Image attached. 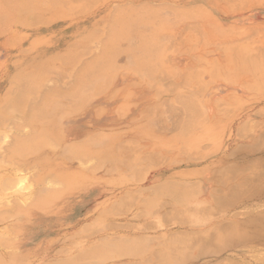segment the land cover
Returning <instances> with one entry per match:
<instances>
[{"label": "rangeland", "instance_id": "rangeland-1", "mask_svg": "<svg viewBox=\"0 0 264 264\" xmlns=\"http://www.w3.org/2000/svg\"><path fill=\"white\" fill-rule=\"evenodd\" d=\"M46 1H50V3H48L50 5L52 4V9L48 4H46L44 7L45 3L41 6L42 2ZM53 1L54 0H37L36 5H39L37 11L33 10L29 14L24 13L20 18L17 19V22L14 21L11 23L9 21H12V19H7L3 22L4 25L1 23L2 25H0V33L2 32L3 34H0V98H2L4 93L8 90L10 78L23 67L37 66L42 61L41 63L49 64L53 67L52 72L57 70L61 71L63 69L76 72V70L82 67L83 64H88L94 58L96 59L95 62L101 65L102 63H105L102 66V76L98 78L99 82L101 83L100 87L97 89H93L92 87V89L90 88L91 91H88L89 88H87V90L85 89L83 94L84 101L79 105V108L73 107L75 111H69L65 118L59 120V125H61L65 120L77 118L86 114L84 115V118H80L76 132L83 133L80 138L82 141H79L81 143H84L87 138L86 136L89 137L91 134L92 137L97 139L93 145L86 147L90 152L93 151L95 155L82 157V161L80 159L77 160V158L70 157V155L65 153V150L69 147L67 144H63L59 139H54L55 141H50L48 144L46 143V145L43 146L42 149L37 153L30 154L20 160H13L12 162L7 160V158H1V153H3V149L5 148H3V146H6L10 141L8 137H5L10 136L12 139H14L17 135L28 133V128L26 127V130L24 128L22 129V133H18L16 130L13 131V129H10L8 122L0 126V132L4 134V139L1 138L4 142H1L2 140L0 139V143L2 145V147L0 146V150L3 148L2 152H0V163H2L0 164V185L4 186L5 188H2V186L0 187L2 188L0 189V246L10 244L8 247H0L1 262L3 264H67L72 259L71 256H75L80 250H84L90 246L103 245L106 247L108 252L109 249H107V247L111 248L109 246H113V248L110 250L113 251L114 249L115 251L116 249H120L122 247V243L124 241L125 246L128 247V245L134 243V239L137 238V241L140 240L139 246H141L143 243L147 245V247L144 245L143 249L137 246V250L135 249V252L138 251V249L142 250L138 251L141 254L136 253L137 255L139 254L138 256L134 253L135 257H132L134 256L132 255V251L129 252L132 256L126 251L128 255L120 252V256L117 255L119 257H116V253L112 254L110 251L109 254L112 256V258H110L111 260L105 256L100 257L101 259L94 257L96 258L94 259L95 263L93 261L92 263L90 260H93V258L89 257L90 260H88V257H86V261H89L90 263L86 261L83 262L85 258L82 260V262L84 264H96L98 261V264H147L149 262L150 264H162L163 262L160 261L159 257L163 255V253L161 254L160 252L164 251L165 255L163 256H165L166 262H168L163 264H179L180 262H177L179 258L182 259V264H228V261H225L224 258H227L226 260L231 259L232 261H235L236 264L240 262L245 264H254L251 261V256L252 254L255 255L261 251V248L259 247L255 248V246L249 247V245H234L231 249L225 250L221 253L219 252L220 254L218 253L219 255H217V253L212 254L210 251L209 253L207 251H200L201 248L198 251L199 245L197 243L202 240L201 235L204 236L205 234H202L201 232L204 230L208 231V229H210L214 224L223 223L225 221L238 223L240 220L243 221L244 219L253 216V211H264L263 207L259 208L258 206L254 205L258 203L256 199L250 200V202H247L242 206L240 205L232 208L229 211L216 210L213 208V204H211L213 190L216 188L215 184H213L214 182L212 181L214 175L213 171L216 169L217 171L215 172H218L221 168H223V166L227 165L226 163H233V161L230 160L232 158L228 157L229 154H231L229 152L233 151L236 146L247 144L250 145L252 143V138L256 139L259 135L264 133V83L261 81L259 86L254 85L252 83V78L247 75L241 77L237 76L233 79L226 78V76L224 77L223 75V77H220L217 76V73H215L213 70L215 63H218L219 61V63H221L218 64L223 65L228 62V59L236 57L237 53L241 54L242 57L247 56V58L251 61H254L255 56L257 57L258 55L264 54V0H96L98 2H96L95 5L93 0H85V2L87 1L88 4L84 3V0H82L81 2L87 6H84L80 3L82 6L79 4V8H76V6L80 0H77L78 2L75 0L76 3L73 2L74 5H72L73 3H71L72 1L70 0V3L68 0H60V2L58 1L59 3L63 1L62 3L64 6H66V9L61 7L62 4L54 5ZM91 1H93L92 5H90ZM65 2L69 6L65 5ZM89 5L91 6V9ZM120 6L124 7L120 9ZM146 6L147 8H143ZM80 7H85L87 11L78 15H75L74 13L73 15V12H75L74 10H77V12L78 10H81L82 12L85 10L80 9ZM71 8L74 10L71 11ZM45 9H48L49 11H46ZM142 9H145V11L143 12ZM118 10L119 12H117ZM174 11H176V13H174ZM179 11L182 15H179ZM33 16L34 18L36 16H40L44 19L47 18L45 21L49 20L48 18H51V21L54 18L58 20L54 19L55 21L53 20L54 22L52 21V23H50L49 20V23H47V21L43 22L44 19L39 17L38 21L40 22H38V17L33 20ZM124 16L131 18L132 24L130 23V28L128 26L127 29H125L127 34L125 35L126 37L124 36L125 38L123 37L124 39L121 38L114 41L113 38L116 34V32H113L114 28L116 27L114 25L117 24L121 17L123 19ZM133 18L136 20L133 21ZM159 21L162 22L161 26ZM42 22L46 24L44 25ZM35 23L37 25H35ZM6 24L10 25V27ZM4 27H6V29ZM185 27L187 29H184ZM153 33L159 35L157 40H151V44H154L156 48H158V50L154 52L156 55L152 54V58L155 56L153 59L156 61L153 66L154 75L153 77H150V79L147 78V80H145L146 78L144 77L143 79L142 76V73L145 74V72L137 62L139 60L138 54L140 50L136 45L135 47L134 45L131 46L130 41L134 39L133 41L135 42L139 40V37H142V35L148 36L153 35ZM8 38L10 39L8 40ZM14 38H18V41H22L18 42L17 39H15L18 44L13 46L14 44L11 45L10 42L8 48L6 45H8L9 42L6 43V41H10L11 39L14 40ZM13 40L12 43L14 42L16 44V41ZM3 43L6 45L4 46ZM75 43L76 45L79 44V46L77 47ZM71 44L75 45L76 47L73 46L72 49L67 50V47L71 46ZM227 44H229V48L227 47ZM151 46L153 47V45ZM82 47L86 49L85 51L88 54H86V52L81 49ZM83 51L86 55L83 54ZM257 52H259V54ZM63 55H73L74 58L77 57V60H72L70 66L64 65L57 60V57ZM40 56H42V58H39ZM135 56L136 58L133 59ZM263 56L264 55L259 56V58L257 57L259 62H264ZM204 61L206 64H204ZM207 63H210V66ZM128 64H131L132 66ZM186 72L190 73V75H188L189 77H197V79L193 80L191 84H187V86L184 84L186 81L185 78L187 76ZM196 72H203L204 74L200 75V73H198L197 75ZM193 73H196V77L193 76ZM164 74H168L167 78L164 77ZM184 74L186 76H184ZM114 75H116V77ZM158 75L163 76V78H165L164 81L161 82V79L163 78H159ZM53 76V74H50L51 79ZM104 76L107 78L105 77V79ZM139 76L142 77V79L140 78L141 81L138 78ZM189 77H187L188 82H190L188 80ZM108 79L109 83L107 84L105 81ZM207 79H210L208 80L210 83L207 81ZM211 79H214V81L211 82ZM235 79L237 82L232 84L236 81ZM49 80L50 79H48V82ZM199 81L202 87L198 86ZM205 81L208 83L209 87L206 85L207 88H204L206 90L203 93L200 91L201 96L199 94L198 96L194 89L196 87L203 88ZM196 82H198V85H195L194 88H192ZM201 82H203L204 85ZM227 82H229V84H227ZM241 82L245 84H242ZM49 83L51 84V82ZM132 83L133 85H138H134L132 87ZM50 84H46L47 86L45 85V87H50ZM54 84L55 81L53 82V85ZM106 84L107 86L105 87ZM119 86L122 87L119 88ZM168 86L171 87V90L169 88V92L167 91ZM179 86L182 88H179ZM117 88L120 91L115 90ZM114 90L115 94L113 96ZM193 91L196 95L193 94ZM197 92L200 93L198 90ZM101 93L102 95H98ZM110 95L113 96H111L113 100L111 98L110 100L108 99ZM230 96L231 98L233 97L232 101H234V104H232L233 102L230 100ZM177 97H188V99L192 98L198 104V109L196 112H198L199 115L195 117V119H191L192 125L190 127V131L183 130V127L185 118L189 120L188 115L191 112L188 113L189 111L182 109L181 104L178 103L179 100H177ZM215 99L217 100L213 103L212 101H215ZM234 99H237L239 102H237V100L235 101ZM166 100L173 104L172 109L169 106L170 102H167ZM162 101H164L163 104L167 106V108L170 107L169 109L171 110L179 107L180 109L176 110H181L184 115L181 113V116V111L177 112L175 109L173 111L170 110L167 113V111H165V106H163V104H161L162 106L160 105ZM225 102H229V104L231 102L232 105H235L237 102V107H233L229 104L227 105V103L224 106ZM120 103H122V106ZM216 103L219 107L221 106L219 109H222V107L225 108L226 105L227 107L230 106V108H227L229 111L223 109L228 113L224 114V111H221L224 115H227V117L220 115L222 113L218 109L217 105H215ZM127 104L132 105L128 106L127 108ZM153 104L155 109L161 106L160 109L154 112L155 110L151 107ZM117 105L118 107L120 105L119 109L126 106L125 108L128 110L125 111L124 108L122 109V111L126 112L125 114L123 112L121 113L120 110L116 111L119 112V115H117L114 113L115 109L118 110ZM231 106L236 108L233 110L234 112L232 111L233 108H231ZM149 107H151L152 111ZM215 107L218 109V112L217 110L215 111ZM148 108L154 113H151V117L149 116V118H146V114L150 112ZM143 111H145L143 113L145 116L142 114ZM174 111L175 114L172 113ZM157 112L160 113V115ZM120 113L124 116H120ZM229 113L232 115L230 116ZM155 114H157V116ZM169 116L171 118H169ZM172 116L173 119L175 118V120H172ZM142 117L143 119H141ZM177 118H180L181 125H176L178 129L174 130L176 127H171V125H175L176 121L178 122ZM169 120H172L174 123ZM215 121L217 123L218 121L221 122L217 124ZM247 121H251L254 123L253 125H255V127H252V129L254 128L252 132L253 137L248 139L245 138L244 140L237 139V128H239V126L241 128V125L245 127L246 125L244 126L242 123H246ZM213 123L214 126H212ZM6 126L7 128L9 127L8 130L4 129ZM213 127H215V129ZM157 128L161 129L162 131L158 130ZM240 128L238 129V132L240 131ZM13 133L16 134L14 135ZM5 134L7 135L5 136ZM11 134L14 137H12ZM129 134L132 136V138ZM145 138L148 141H145ZM134 141H137V143ZM193 141H196V143ZM51 143L53 148H51ZM135 143L138 147L135 148L132 146L133 149H131L130 145ZM119 144L123 146H120ZM203 145L211 146V148L207 146L209 149L206 147V150L204 151V149L201 147ZM140 146H142L141 150H139V148H141ZM205 146H203V148H205ZM198 148H201V150ZM239 148L241 149L245 147L241 146L238 147V149ZM137 149L138 151H136ZM125 150H127V152ZM195 151H198V154L204 151L202 154H205L202 155V157H206L202 161H197L195 165L190 168L191 170H184L185 175L188 173L187 176H191L189 178L194 184V191L197 184L199 185H197L199 189L196 187V192L200 191L197 194H195L193 191L188 196L187 209L189 212H187L186 208L182 209L179 205L171 202L169 198L156 196L153 191L150 192L149 186H153L152 188H154V186H156L158 183L165 181V178L171 176V174L179 173V171L181 173L183 170L182 167V169H166V172H160V170H162V166L166 163L171 164L173 161H184L185 157L187 159L191 153ZM150 152L151 156L153 154L155 156L157 152H160V156L162 159L164 158L166 162L164 160L160 161L159 159H161V157L157 159L156 156V159L153 158L154 156L151 158L154 161L145 160L143 155L146 154L145 157L148 155L149 158L151 157L149 154ZM210 152L213 153L209 154ZM156 155H158V153ZM207 155L210 156L207 157ZM249 155L250 157L256 156L257 153H251ZM140 158H142L141 160H144L145 163L143 161L141 162ZM148 158L146 157V159ZM112 159H114L115 162H112L115 166V170L114 167H112V164L111 166L109 165V162H111ZM121 160H125V163L128 162L127 164L129 166H127L129 169L126 168L127 166ZM155 160H159L158 163L161 162L163 165L160 166L161 163L157 165L158 163L156 162V164ZM77 161H79L80 165ZM121 162H123L126 167L124 165L122 166L123 163L121 164ZM139 162H141V164H138ZM151 162H154L157 167H153L155 166L154 163L153 166H151ZM131 164H133V166L135 164L136 165L133 167ZM145 164H148L149 167ZM130 165L132 168H130ZM150 166L152 168H150ZM174 166L176 167V164ZM137 167L147 168L149 171L144 174V171H147V169H142V175H145L143 177L140 175L141 168L138 169ZM98 168L101 169L99 170ZM94 170L97 171L95 172ZM135 172L138 173V176L134 175L135 177L137 176L138 180L136 178V181L133 182L131 179L135 177L131 178L130 176L133 175H131V173L135 174ZM211 174H213L212 177L210 176ZM127 175H129L128 178ZM139 175L141 177H139ZM28 176L29 178H24ZM37 176H42V186L36 185L35 179ZM76 176H80L79 178L82 181ZM66 178L68 179L67 183ZM4 179L5 181H3ZM32 179L33 181L30 182ZM10 181L12 182L11 186L7 184ZM53 181H56V183ZM87 182L88 185L90 184L89 186L87 185ZM43 187L46 188V190L47 188L49 189L51 187L49 191H51L52 194H48L49 191L45 192L46 190ZM6 188L8 189L7 191ZM41 188H43L42 193L45 190L44 193L47 194L46 201L36 202L33 199L34 192L37 190L41 191ZM52 188H56V190L59 188L58 191L53 189L58 194L55 195L56 192L54 193ZM76 189H78L79 192ZM134 191L141 192V194H136ZM137 195H139V197ZM14 200L16 202H14ZM119 200L123 201V203L121 201L123 205H120V207L122 206V209H120L118 205ZM126 201H128L130 205H128ZM133 202L136 203L134 204ZM252 202L255 203L252 204ZM15 203H18L16 204L17 206ZM124 203L127 204V206ZM166 203L168 206H163L166 205ZM206 203L208 207L210 206L209 209L213 210L211 211L212 213H219L218 216L216 215L217 213L215 216H213L212 213L210 214V212H208L209 210H207V205L204 206ZM142 204L144 207H141ZM116 206H118L116 209L117 212L115 211ZM199 207H201V209L205 207L207 210L205 211L207 212V215L208 213L210 216L212 215L211 217L206 215L210 219L205 217V213L203 214V219H200L202 216L197 213ZM240 207L245 208L243 210H238ZM123 208H125V211L123 212L126 213H121ZM205 209L203 208V210ZM181 210L183 212L186 211L184 218L186 217V214L188 217V220L185 224V219L181 220V222L174 220L177 225L174 224L173 221L172 223L164 219L162 222V217L160 216L161 214L165 212L167 213L168 211L181 212ZM201 212L202 211L200 210L199 213ZM239 212H244L245 214L241 213V215H237ZM33 214L41 215L37 216ZM150 215L151 217H149ZM197 217L200 220H198ZM204 219L205 221H202ZM191 220H193V222H191ZM189 221L193 224L189 225L187 223ZM167 222H169V224ZM146 223L149 224V226L147 225L149 229L144 227ZM196 223L197 225L201 224V226H197ZM145 228L147 229L145 230ZM185 232H193L194 234L200 232L201 235H197L198 238L196 237V239L194 235H192V237L191 235H186L187 239L188 237H191L193 238L192 240L194 242L196 241V244H190V242H188L189 240L182 237L183 234L185 235ZM174 233L175 235L182 233L181 236L178 234L179 238L186 239L185 241L188 243L187 246H185L184 240L181 241V243L184 242V248L183 244L180 245V242H177L174 245L173 241L175 238L177 239ZM2 235L4 236V244L2 243ZM142 235L147 236L146 240ZM168 235L169 237L174 236L173 241L171 237H168ZM69 237L71 238L69 239ZM82 237L85 238L83 239ZM139 237H143V240H141ZM6 238L10 240H7V242L5 240ZM155 238H158L159 240H154ZM104 239L105 242H103ZM111 239L113 241L117 239L121 241L118 243V240L113 242ZM180 239L176 241H180ZM70 244L73 247H71ZM76 244H78V246ZM156 244L157 246H155ZM136 245L137 243L135 246ZM191 245H194V247L190 250V247H192ZM125 246L123 248H125ZM166 246H168L167 250H169V254L166 252ZM131 247L133 248V246ZM171 247H176L177 249H172ZM244 247H248V249ZM61 249L62 251L59 252L58 250ZM172 251H174V254ZM197 251L199 257L196 255ZM54 252H58L59 254H54ZM200 252H202V257H200ZM171 253L173 254V257ZM206 253L208 256H206ZM185 254L187 255L184 256ZM210 254L211 256H209ZM176 256L178 257L176 258ZM183 256L189 261H184ZM188 256L189 258L187 259ZM105 258L108 259L105 260ZM173 258H176L177 260ZM221 259H223V261Z\"/></svg>", "mask_w": 264, "mask_h": 264}, {"label": "bare ground", "instance_id": "bare-ground-1", "mask_svg": "<svg viewBox=\"0 0 264 264\" xmlns=\"http://www.w3.org/2000/svg\"><path fill=\"white\" fill-rule=\"evenodd\" d=\"M60 2V0H54L53 1V3H54V5H57V4H62V6L61 7H66V6H64L63 5V1L61 2V3H59ZM69 1V0H68ZM68 1H67V3H68ZM70 1H72L71 3H76V2H78L77 0H76V2H75V0L73 1V0H70ZM70 1H69V3H70ZM82 0H80V2L78 3V5L76 6V8H79L78 6H79V4L81 3L82 5H84V6H87V5H85V4H83L82 2H81ZM90 1V0H89ZM94 1V5L96 4V2H98V1H96V0H93ZM93 1H91L90 3V5H92L93 3ZM218 1V0H217ZM36 2H37V0H0V25H2L1 23H3L5 20H7V19H12V21L10 20L9 22H17L18 20V18H20L24 13H26V14H29V13H31V11H37V8H38V6L39 5H36ZM49 3H50V1H48ZM47 1L46 2H42V4H41V6L42 5H44V3H45V5H44V7L46 6V4H48L49 6H50V8L52 9V7L53 6H51L49 3H48ZM68 3V4H69ZM74 3L72 4V5H74ZM84 3H87V1L85 2V0H84ZM65 5H68V4H66V2L64 3ZM80 4V6H82ZM88 4V3H87ZM89 5V6H90ZM128 5V4H127ZM69 6V5H68ZM88 6V7H89ZM156 6V5H155ZM154 6V7H155ZM162 6V5H161ZM170 6V5H169ZM57 7V6H56ZM122 7H124V6H120L119 8L121 9ZM151 7V6H150ZM149 7V8H150ZM75 8V7H74ZM142 8V7H141ZM143 8H147V6L146 7H143ZM153 8V7H152ZM164 8V7H163ZM166 8H167V6H166ZM174 8V7H173ZM176 8V7H175ZM66 9V8H65ZM72 9V8H71ZM80 9H85V7H80ZM90 9H91V6H90ZM168 9V8H167ZM184 9V8H183ZM46 11L48 10V9H45ZM74 9H72L71 11H73ZM88 10H89V8H88ZM116 10H117V8H116ZM129 10V9H128ZM143 10V9H142ZM172 10V9H171ZM174 10V9H173ZM179 10V9H178ZM182 10V9H181ZM191 10V9H190ZM198 10V9H197ZM49 11V10H48ZM75 12H73V15H74V13H75V15H78V14H81V13H84V12H86L87 10L85 9L83 12L81 11V10H78V12H77V10H74ZM138 11H139V9H138ZM145 11V9L143 10V12ZM185 11H186V9H185ZM77 12V13H76ZM117 12H119V10L117 11ZM129 12V11H128ZM140 12V11H139ZM180 12V11H179ZM142 13V12H141ZM151 13V12H150ZM174 13H176V11H174ZM198 13V12H197ZM179 15H182L181 14V12H180V14ZM52 16H54V15H52ZM190 16V15H189ZM188 16V17H189ZM36 17H38V16H36ZM36 17L34 18V16H33V20L34 19H36ZM40 17V16H39ZM39 17L37 18V21L39 20ZM41 18V17H40ZM104 18V17H103ZM16 19V20H15ZM41 19H44V18H41ZM45 19H47V18H45ZM45 19L43 20V22H46L47 21V23H49L48 21L50 20V23H52V21L55 19H52V21H51V18H48L49 20H46L45 21ZM134 19V18H133ZM188 19V18H187ZM55 20H58V19H55ZM54 20V21H55ZM136 19H134L133 21H135ZM37 21H35V22H37ZM42 21V20H41ZM53 21V22H54ZM95 21V20H94ZM98 21V20H97ZM38 22H40V21H38ZM42 22V23H43ZM130 23L132 24V22H131V18H127V17H125L124 16V18L122 19V17L118 20V22H117V24H115L114 26H116L115 28H114V30H113V32H116V34H115V36H114V38H113V40L114 41H116V40H119V39H121V38H123L126 34H127V32L125 31V29H127V27L129 26V28H130ZM44 25L46 24V23H43ZM92 24V23H91ZM159 24H160V26L162 25V22L161 21H159ZM3 25H4V23H3ZM6 25H8V24H6ZM35 25H37L36 23H35ZM9 27H10V25H8ZM18 26V25H17ZM91 26V25H90ZM7 27V26H6ZM6 27H4L5 29H6ZM32 27V26H31ZM46 27H48V26H46ZM22 29V28H21ZM183 29V28H182ZM184 29H187L186 27L184 28ZM34 30V29H33ZM130 30V29H129ZM181 31V30H180ZM130 32V31H129ZM63 33V32H62ZM158 33V32H157ZM0 34H3L2 32L0 33ZM66 37V36H65ZM67 37H69V36H67ZM126 37V36H125ZM124 37V38H125ZM123 38V39H124ZM159 38V35L158 34H155V33H153V35H148V36H143L142 35V37H139V40H137V41H133V40H131L130 41V45L131 46H133L134 45V47H135V45L138 47V49L140 50V52H139V54H138V57H139V60L137 61L138 62V65L144 70V72H145V74H146V76H148V77H146L145 76V74H143L142 73V76H143V79H144V77L146 78L145 80H147V78H149L150 79V77H153V75H154V71H153V66H154V64H155V60L153 59L155 56H153V58H152V54H155L156 55V53H154L156 50H158V48H156V46L154 45V44H151V40H153V39H158ZM10 38H8V40H9ZM15 39H17V41L19 40L18 38H14V40L13 39H11L10 41H6V43H8V45H6V44H4V46L6 45V46H8V48H9V45H10V42H11V45L12 44H14L13 46H15V45H17L18 44V42H20V41H22V40H20V41H16ZM21 39V38H20ZM25 39V38H24ZM137 39V38H136ZM12 40L13 41H16V44L13 42L12 43ZM155 40V41H156ZM166 40V39H165ZM178 42V41H177ZM101 44V43H100ZM57 45V44H56ZM75 45H76V43H75ZM75 45H73V44H71V46H68L67 47V50L68 49H72V47L73 46H75ZM97 45V44H96ZM151 45H153V47L151 46ZM229 44H227V47L229 48V46H228ZM242 45V44H241ZM77 47L79 46V44H77L76 45ZM75 46V47H76ZM169 46V45H168ZM192 46V45H191ZM2 47H3V45H2ZM10 47H12V46H10ZM43 47V46H42ZM50 47V46H49ZM60 47V46H59ZM71 47V48H70ZM155 47V48H154ZM189 47V46H188ZM244 47V46H243ZM4 48V47H3ZM6 48V47H5ZM190 48V47H189ZM202 48V47H201ZM263 48V47H262ZM66 49V48H65ZM81 49H83L84 51L86 50V49H84L83 47L81 48ZM88 49V48H87ZM63 50H64V48H63ZM264 50V49H263ZM83 51V52H84ZM255 51V50H254ZM20 52H21V50H20ZM25 52V51H24ZM23 52V53H24ZM82 52V53H83ZM86 52V51H85ZM85 52L83 53V54H85ZM252 52V51H251ZM258 54H259V52H257ZM26 54V53H25ZM78 54H79V52H78ZM83 54H80V55H83ZM86 54H88L87 52H86ZM85 54V55H86ZM98 54V53H97ZM122 55V54H121ZM257 55V54H256ZM262 55H264V54H262ZM262 55H258L257 57L259 58V56H262ZM224 56V55H223ZM123 57V56H122ZM257 57L255 56V59H254V61H251V60H249L248 58H247V56H243L242 57V55L241 54H239V53H237L236 54V57H234V58H232V59H228V62H226L225 64H223V65H219L220 63H219V61H218V63H215V66L213 67V70H214V72L215 73H217V76H220V77H225L226 76V78H230V79H233V78H236L237 76H245V75H247V76H250L251 78H252V83L254 84V85H257V86H259L260 84H261V81H262V83H264V77H263V74H264V62H259L258 61V59H257ZM264 57V56H263ZM262 57V58H263ZM39 58H42V56H40ZM74 56L73 55H63V56H59V57H57V60L58 61H60L62 64H64V65H68V66H70V64H71V61L73 60H77V57L76 58H74ZM136 58V56L135 57H133V59H135ZM252 58H253V56H252ZM126 59H128V58H126ZM200 59V58H199ZM205 59V58H204ZM264 59V58H263ZM40 60V59H39ZM196 60H198V59H196ZM202 60V59H201ZM96 61V59L94 58V59H92L88 64L87 63H85V65L83 64V66L82 67H80L79 69H77L76 70V72L74 71V72H72L71 70H66V69H63V70H61V71H59V70H57V71H54V72H52L53 71V67L52 66H50L49 64H43V63H41L40 61V64H38L37 66H31V67H23L21 70H19L18 72H16L11 78H10V81H9V87H8V90L4 93V95H3V97L2 98H0V126H2L4 123H9L8 125H9V127H10V129L12 130L13 129V131H15L16 130V132H18V133H22L23 132V130L22 129H24L25 128V130H26V127L28 128V133H26V134H20V135H17V136H15V138L14 139H12L10 136H6L7 134H5V138H7L8 137V139H10V141L8 142V144L6 145V146H3V148H1V150H0V152H2V149H3V153H1L2 155H1V158H7V160H9V161H12L13 162V160H17V159H22V158H25L26 156H28V155H30V154H34V153H37L38 151H40L41 149H42V147L43 146H45L46 145V143L48 144V143H50V141H55L54 139H59L60 140V142H62L63 144H67V146H69L68 147V149H66L65 150V153L67 154V155H70V157H73V158H77V160L78 159H80L81 161H82V157H87V156H92V155H95V153L93 152V151H89L86 147H89V146H91V145H93L94 143H95V141L97 140V139H95L94 137H92V134H91V136H86L87 138H86V140L84 141V143H81V142H79V141H82V140H80V138H81V136L83 135V133H80V132H76V128L78 127V125H79V121H80V118H84L85 116L84 115H86V114H84L83 116H80V117H77V118H71V119H68V120H65L61 125H59V120H61L62 118H65V116H66V114L70 111H72V110H74V108L75 107H77V108H79V105L84 101L83 100V97H84V90L86 89L87 90V88H89L88 89V91L90 90L91 91V89H92V87H93V89H97V88H99L100 87V85H101V83L99 82V80H98V78L100 77V76H102V73H103V64H105V63H102V65L101 64H99V63H97V62H95ZM203 61V60H202ZM17 62V61H16ZM15 62V63H16ZM78 62V61H77ZM80 62V61H79ZM129 62V61H128ZM127 62V63H128ZM56 63V62H55ZM131 63V62H130ZM204 64H206V62L204 61ZM208 65L210 64V63H207ZM63 65V66H64ZM128 65H131V64H128ZM105 66V65H104ZM132 66V65H131ZM210 66V65H209ZM11 67V66H10ZM79 67V66H78ZM117 68V67H116ZM184 69V68H183ZM175 70V69H174ZM180 70V69H179ZM189 72H190V70H189ZM188 72V73H189ZM192 72V71H191ZM118 73V72H117ZM161 73H163V72H161ZM160 73V74H161ZM187 72H186V74H187V76L184 74V76H186V81L184 82V84H186V86H187V84H191V82L193 81V80H195V79H197V77L195 76L196 75V73H197V75H198V73H200V75H203L204 73L202 72H196V73H193V76H195L196 78H194V77H192V79H191V77H189L188 75H190V73L188 74ZM50 74H53L54 76L52 77V79H51V77H50ZM122 74H123V72H122ZM121 74V75H122ZM159 74V75H160ZM169 74V73H168ZM167 74V75H168ZM183 74V73H182ZM192 74V73H191ZM118 75V74H117ZM126 75V74H125ZM158 75V77L159 78H163V76H159ZM167 75H165L164 74V77L165 78H167ZM175 75V74H174ZM177 75V74H176ZM223 75V76H222ZM107 76V75H106ZM106 76H104V78L106 77ZM115 77H116V75H114ZM130 76V75H129ZM131 76H134V75H131ZM180 76V75H179ZM169 77V76H168ZM187 77H189L188 78V80L190 81V82H188L187 81ZM239 77V78H240ZM107 78V77H106ZM105 78V79H106ZM139 78V80L141 81V79H142V77H138ZM141 78V79H140ZM165 78H163V79H161V82L162 81H164V79ZM170 78V77H169ZM179 78V77H178ZM194 78V79H193ZM208 78V77H207ZM238 78V79H239ZM48 79H50L49 80V82H51V84L48 82ZM112 79H115V78H112ZM137 79V78H136ZM148 79V80H149ZM47 80V81H46ZM52 80V81H51ZM55 81V84L53 85V82ZM65 80V81H64ZM138 80V79H137ZM208 80H210V79H207V81ZM212 81L211 82H213L214 81V79H211ZM236 80V79H235ZM244 80H246V79H244ZM116 81V80H115ZM48 82V83H47ZM160 82V81H159ZM187 82V83H186ZM209 82V81H208ZM230 82V81H229ZM229 82H227V84H229ZM231 82H233V81H231ZM237 82V80L235 81V82H233L232 84H234V83H236ZM50 84V87L48 86V87H45V85L46 84ZM104 83V82H103ZM105 83H109V79L108 80H106L105 81ZM104 83V84H105ZM181 83V82H180ZM182 83H183V81H182ZM197 83V84H196ZM196 83H194V85L192 86V88H194V86L195 85H198V82H196ZM202 84H203V82H201ZM205 83V85H204V87L203 88H200V87H196L195 89H194V91H196V93H197V95L199 94H201V92L200 91H202V93L206 90V89H204V88H207L206 87V85L208 86V83L205 81L204 82ZM210 83V82H209ZM242 84H245V83H243V82H241ZM107 84L105 85V87L107 86ZM215 84V83H214ZM231 84V83H230ZM231 84V85H232ZM128 85H130V84H128ZM135 85V84H134ZM133 85V83L131 84V86L133 87L134 86ZM138 85V84H137ZM137 85H135V86H137ZM166 85V84H165ZM164 85V86H165ZM168 85V84H167ZM181 85V84H180ZM47 86V85H46ZM182 86H183V84H182ZM191 86V85H190ZM198 86H201L202 87V85L200 84V81H199V85ZM120 87H122V86H119V88ZM148 87V86H147ZM167 87V86H166ZM181 86H179V88H180ZM209 87V86H208ZM244 87V86H243ZM242 87V88H243ZM91 88V89H90ZM103 88H104V86H103ZM108 88V87H107ZM127 88V87H126ZM151 88H153V87H151ZM169 88H170V90H171V87H169L168 86V89H167V91L169 92ZM182 88V87H181ZM184 88H185V85H184ZM187 88V87H186ZM236 88V87H235ZM106 89V88H105ZM105 89H103V90H105ZM123 89V88H122ZM165 89V88H164ZM201 89H203V90H201ZM223 89V88H222ZM107 90V89H106ZM115 90H117V91H120L118 88L117 89H115ZM115 90H114V93H113V91H112V93H113V96H114V94H115ZM128 90H130V89H128ZM173 90V89H172ZM174 90H176V89H174ZM197 90L200 92V93H198L197 92ZM224 90V89H223ZM88 91H86V92H88ZM194 91H193V94H194ZM105 92V91H104ZM103 92V93H104ZM171 92H173V91H171ZM190 92V91H189ZM117 93V92H116ZM232 93V92H231ZM98 95H102V93L101 94H98ZM194 95H196V94H194ZM198 95V96H199ZM88 96V95H87ZM112 95H110V97H108V99L110 100V98L112 99V97H111ZM154 96V95H153ZM201 96V95H200ZM228 96V95H227ZM233 96V95H232ZM137 97H138V95H137ZM229 97V96H228ZM227 97V99L229 100V98ZM136 98V97H135ZM182 98V97H181ZM180 97H177V100H179V104H181V107H182V109L183 110H185V111H189L188 113H190L189 115H188V118H189V120L188 119H186L185 118V123H184V127H183V130H187V131H190V127H191V125H192V121H191V119L193 120V119H195V117H197L199 114H198V112H196L197 111V109H198V104L191 98V99H188V97L187 98H182L181 99ZM230 98H231V96H230ZM233 98V97H232ZM232 98L230 99L231 101H232ZM235 98V97H234ZM237 98V97H236ZM114 99H117V98H114ZM131 99H133V98H131ZM238 99V98H237ZM237 99H234L235 101L237 100ZM240 99V98H239ZM113 100V99H112ZM216 100L217 99H215V101H212L213 103L214 102H216ZM220 100V99H219ZM167 101V100H166ZM163 102L164 101H162V103H160V105L161 104H163ZM167 102H170V101H167ZM201 102V101H200ZM218 102V101H217ZM233 103L232 104H234V101H232ZM237 102H239L238 100H237ZM237 102L235 103V105H232L231 104V102H230V104H229V102H225L224 103V106H225V104L227 103V105L229 104V105H232L233 107H237ZM166 103V102H165ZM222 103H223V101H222ZM169 104V103H168ZM170 104H172L171 102H170ZM169 104V106L171 107V109L173 108V104L172 105H170ZM120 105L122 106V103H120ZM120 105H119V107H118V105H117V109L118 110H116L115 109V112L114 113H116L117 115H119V112H116V111H121V113L123 112L124 114L126 113L125 111L126 110H128L127 108H128V106H130V105H132V104H127L126 106H127V108H125V107H123L124 109H125V111H122V109L123 108H121V109H119L120 108ZM125 105V104H124ZM123 105V106H124ZM215 105H217V103L215 104ZM227 105H226V107L224 108V107H222V109H219V108H221V106L219 107L218 105H217V107H218V109L220 110V112L222 111H224L223 109H225V110H227V108L229 107L230 108V106H228L227 107ZM64 106V107H63ZM156 106V105H155ZM158 106H159V104H158ZM162 106V105H161ZM160 106V107H161ZM163 106H165L164 104H163ZM231 106V108H233ZM74 107V108H73ZM151 107H152V109H154L155 111L154 112H156L158 109H160V107L158 108H154V104L153 105H151ZM151 107H149L150 109H151ZM170 107H168L167 108V106H165V111H167V113H168V111H170L171 109H169ZM174 107H176V106H174ZM203 107V106H202ZM77 108H76V110H77ZM148 108V109H149ZM213 108V107H212ZM216 108V107H215ZM111 109H113V108H111ZM146 109V108H145ZM150 109H149V111H150ZM152 109H151V111H152ZM175 110L177 109H180L179 107H177V108H174ZM173 109V110H174ZM218 109L216 108L215 109V111L217 110V112H218ZM234 109H236V108H233L232 109V111L234 110ZM173 110H171V111H173ZM176 110V111H177ZM210 110V109H209ZM75 111V110H74ZM146 111H148V110H146ZM149 112V113H145L146 114V116L143 114L145 111H143L142 112V114L147 118H149V116L151 115V113H154V112ZM181 111V110H180ZM180 111H177V112H180ZM227 111H229V110H227ZM223 112L224 114H226V113H228V112ZM231 111V110H230ZM231 111V112H232ZM176 112V113H177ZM184 112V111H183ZM219 112V113H220ZM221 112V113H222ZM234 112V111H233ZM232 112V113H233ZM120 113V116H124L123 114H121ZM158 113V112H157ZM172 113H174L175 114V111L174 112H172ZM171 113V114H172ZM181 113H182V111L180 112V115H181ZM220 114V115H223V116H225V117H227V115H224V114ZM142 114H141V116H142ZM149 114V115H148ZM159 115H160V113H158ZM166 114V113H165ZM173 114V115H174ZM179 114V113H178ZM178 114H176V115H178ZM183 114V113H182ZM204 114V113H203ZM215 114H216V112H215ZM230 114V116L232 115L231 113H229ZM72 115H74V114H72ZM116 115V116H117ZM140 115V114H139ZM148 115V116H147ZM156 116H157V114H155ZM169 115V114H168ZM179 115V116H180ZM184 115V114H183ZM185 115H187V114H185ZM143 116V117H144ZM155 116V117H156ZM182 116V115H181ZM180 116V117H181ZM202 116V115H201ZM214 116V115H213ZM229 116V117H230ZM68 117V116H67ZM99 117V116H98ZM119 117V116H118ZM143 117L141 118V119H143ZM151 117V116H150ZM222 117V116H221ZM225 117H223V118H225ZM169 118H171L170 116H169ZM168 118V119H169ZM210 118V117H209ZM212 118V117H211ZM178 119V122L176 121V123H175V125L173 124L174 122L172 121V120H175V118L173 119V116H172V120H169V121H172L171 123L173 124V125H171V127L173 126V127H176V125H178V126H180L181 124H180V122H181V120H180V118H177ZM205 119H206V117H205ZM204 119V120H205ZM214 119V118H213ZM16 120V121H15ZM207 120V119H206ZM221 120V119H220ZM18 121V122H17ZM217 121V120H216ZM215 121V123H217ZM162 122V121H161ZM184 122V121H183ZM207 122V121H206ZM206 122H205V124H206ZM221 121H218V123H220ZM170 123V124H171ZM217 123V124H218ZM245 123V122H244ZM244 123H242L245 127H243L242 125H241V128H240V126H239V128H240V131L238 132V129L239 128H237V133H238V138L237 139H240V140H244L245 138H250V137H253V134H252V132H253V129H252V127H255V125H253L254 123L253 122H246L245 124ZM248 123H249V125H248ZM250 123H251V125H250ZM158 124V123H157ZM157 126V125H156ZM160 126V125H159ZM212 126H214V123L212 124ZM247 126H248V128H247ZM9 127L7 128V126L4 128L5 130L7 129H9ZM12 127V128H11ZM216 127V126H215ZM215 127H213L214 129H215ZM84 128V127H83ZM162 128V127H161ZM181 128V127H180ZM244 128V129H243ZM1 129V128H0ZM158 129V128H157ZM156 129V130H157ZM172 129V128H171ZM176 129H178V127H176L174 130H176ZM218 129V128H217ZM158 130H161V129H158ZM197 130V129H196ZM12 131V132H13ZM162 131V130H161ZM167 131V130H166ZM159 132V131H158ZM196 132V131H195ZM9 134V133H8ZM14 135L16 134V133H13ZM90 134V133H89ZM88 134V135H89ZM132 134V133H131ZM2 135V136H1ZM3 135L4 134H2V132H0V139L1 138H3ZM130 135V134H129ZM11 136L12 137H14L12 134H11ZM131 136V135H130ZM131 138H132V136H131ZM135 138V137H134ZM137 138H138V136H137ZM4 139V138H3ZM3 139H1L0 141L1 142H4L3 141ZM146 139V138H145ZM254 139V140H253ZM134 140V139H133ZM140 141V140H139ZM145 141H148L147 139L145 140ZM134 142H136L137 143V141H134ZM151 142H153V141H151ZM193 142H195L196 143V141H193ZM121 143V142H120ZM136 143L135 144H131L130 145V147H131V149H133V147H135V148H137L138 146L136 145ZM154 143H155V141H154ZM156 143H157V141H156ZM195 143H193V144H195ZM146 144V143H145ZM150 144V143H149ZM4 145V144H3ZM51 145H52V143H51ZM106 145V144H105ZM116 145V144H115ZM120 146H123V145H121V144H119ZM208 145H210V144H208ZM207 145V146H208ZM217 145V144H216ZM0 146L2 147V145H1V143H0ZM50 146V145H49ZM117 146V145H116ZM133 146V147H132ZM203 146H205V145H203ZM203 146H201L202 147V149H204V151L206 150V147L207 146H205V148H203ZM245 147V148H239L238 149V147ZM247 146V147H246ZM115 147V146H114ZM130 147H129V149H130ZM141 148H139V150H141L142 149V146H140ZM208 147H210L211 148V146H208ZM207 147V149H209ZM51 148H53V145L51 146ZM122 148V147H121ZM135 148H134V150H135ZM116 149V148H115ZM114 149V150H115ZM124 149V148H123ZM159 149V148H158ZM199 150H201V148H198ZM216 149V148H215ZM236 149V150H235ZM233 151H230L229 153H231V154H229V157L228 158H232V159H230V160H232L233 161V163H231V164H228V163H226L227 165L226 166H223V168H221L218 172H215V171H217L216 169L213 171L214 172V175L213 174H211L210 176L212 177V175H213V178H212V181L214 182L213 184H215V186H216V188H214L215 190H213V194H212V203L211 204H213V208H215L216 210H219V211H229V210H231L232 208H235V207H237V206H242L243 204H246L247 202H250V200H257L258 201V203H256V204H254V205H256V206H258L259 208L260 207H263L264 208V133H262L261 135H259L256 139L255 138H252V143L250 144V145H238V146H236V148H235ZM213 150V149H212ZM126 152H127V150H125ZM128 151H130V150H128ZM136 151H138V149L136 150ZM135 151V152H136ZM154 151V150H153ZM166 151V150H165ZM203 151V152H204ZM210 151V150H209ZM208 151V152H209ZM214 151H217V150H214ZM213 151V152H214ZM115 152H116V150H115ZM167 152V151H166ZM192 152V151H191ZM198 152V151H197ZM196 151L195 152H193V153H191V155L186 159V157H185V160L184 161H181V162H172L171 164H173V165H171V164H169V163H166V164H164L163 165V163H161V162H159V163H161L160 164V166L161 165H163L162 166V170H160V172L162 171V172H166V169H171V170H174V169H182L183 168V170H182V172L180 173V171H179V173H174V174H171V176H169V177H166L165 179V181H163L162 183H158L156 186H154V188H152L153 186H149L150 188H149V190H150V192H154V194L156 195V196H163V197H167V198H169L170 199V201L171 202H173V203H175V204H177V205H179L182 209L183 208H186V210H187V212H189V210L187 209L188 207H187V198H188V196L191 194V192H193L194 191V184L190 181V178L189 177H191V176H187L188 175V173L185 175L184 173H185V171H188L192 166H194L195 165V163L197 162V161H202L206 156H204V157H202V155H204V154H202V153H197ZM212 152V153H213ZM158 153V155H156ZM156 154H155V156L157 157V159L158 158H160L161 156H160V152H157ZM190 153V152H189ZM211 152L209 153V154H212ZM216 153V152H215ZM251 153H257V155L256 156H251L250 157V155L249 154H251ZM128 154V153H127ZM150 154V156H151V152L149 153ZM152 154H153V152H152ZM181 154V153H180ZM129 155V154H128ZM142 155V154H141ZM146 155V154H145ZM145 155H143V157L145 158V160H147V161H154V160H152L151 158H152V156H154V154L151 156V157H149L148 158V155L146 156L148 159H146V157H145ZM108 156V155H107ZM122 156V155H121ZM153 157L154 159H156V157ZM181 156H182V154H181ZM180 156V157H181ZM208 156H210V155H207V157ZM178 157V156H177ZM166 158V157H165ZM142 158H140V161L142 162H144L145 163V161L144 160H141ZM166 159H168V158H166ZM180 159V158H179ZM184 159V158H183ZM160 161H163L164 160V158L162 159V157H161V159H159ZM159 160H155V163L157 162L158 163V161ZM236 160V161H235ZM67 161V160H66ZM76 161V160H75ZM121 161H125V160H121ZM138 161V160H137ZM137 161H134V162H137ZM165 161V160H164ZM70 162H72V161H70ZM78 163H79V161H77ZM87 162V161H86ZM86 162H84V163H86ZM88 162H90V161H88ZM112 162H114V159H112V161L111 162H109L110 164V166H111V164L113 165V163ZM123 162H121V164L123 163ZM141 162H139L138 164H141ZM166 162V161H165ZM164 162V163H165ZM69 163V162H68ZM77 163V164H78ZM115 163V162H114ZM125 163V162H124ZM124 163L122 164V166L124 165ZM128 162H126L125 163V165L127 166L128 164H127ZM153 163L154 162H151V164H149V165H151V166H153ZM155 163H154V165H155ZM156 163V164H157ZM159 163L157 164V165H159ZM0 164H2V163H0ZM74 164H76V163H74ZM81 164H83V163H81ZM86 164H88V163H86ZM106 164V163H105ZM137 164V163H136ZM135 164V165H136ZM176 164V167L174 166ZM73 165V164H72ZM79 165H80V163H79ZM109 165H107L108 167H110ZM124 165V166H125ZM132 166H133V164H131ZM130 165V166H131ZM134 165V166H135ZM144 165V164H143ZM145 165H147L148 166V164H145ZM125 166V167H126ZM129 166V165H128ZM126 167V168H128L129 169V167ZM132 166L130 167V168H132ZM133 166V167H134ZM146 166V167H147ZM150 166V168H152ZM112 167H114V170H115V166L113 165ZM142 167V166H141ZM141 167H139V168H141ZM149 167V166H148ZM154 168H156L157 166L155 165V166H153ZM182 167V168H181ZM91 168V167H90ZM123 168V167H122ZM138 168V167H137ZM138 168V169H139ZM21 169V168H20ZM87 169H89V168H87ZM92 169V168H91ZM96 169V168H95ZM99 169V168H98ZM101 169V168H100ZM99 169V170H100ZM111 169V168H110ZM119 169V168H118ZM128 169H126V170H128ZM145 170V169H147V168H141L140 169V175H142V172H141V170ZM163 169H165V170H163ZM202 169V168H201ZM83 170V169H82ZM85 170H86V168H85ZM109 170V169H108ZM113 170V171H114ZM131 170V169H130ZM185 170V171H184ZM191 170V169H190ZM90 171V170H89ZM95 171V170H94ZM97 171V170H96ZM95 171V172H96ZM111 171V170H110ZM109 171V172H110ZM129 171V170H128ZM149 170L147 169V171H144L145 173L144 174H146V172H148ZM197 171V170H196ZM199 171H200V169H199ZM16 172V171H15ZM24 172V171H23ZM105 172V171H104ZM109 172H106V173H109ZM112 172V171H111ZM134 172V171H133ZM137 172H139V171H137ZM169 172V171H168ZM213 172H211V173H213ZM133 174V175H132ZM138 173H136L135 172V174L134 173H131V175L132 176H130L131 178H133V177H135L134 175H137ZM142 175L143 177L145 176V175ZM196 174V173H195ZM194 174V175H195ZM88 175H89V173H88ZM139 175V177H141ZM128 176L129 175H127V178H128ZM138 176V175H137ZM137 176L135 177V178H133V179H135V180H133V179H131L133 182H135L136 181V178H137ZM187 176V177H186ZM200 176V175H199ZM68 177V176H67ZM76 177H78V176H76ZM80 177V176H79ZM78 177V179H80ZM107 177V176H106ZM193 177H196V176H193ZM197 177H198V175H197ZM210 177V178H211ZM24 178H29V176L28 177H24ZM126 178V179H127ZM63 179V178H62ZM89 179V178H88ZM103 179V178H102ZM156 179V178H155ZM10 180V179H9ZM29 180V179H28ZM27 180V181H28ZM47 180V179H46ZM81 180V179H80ZM85 180V179H84ZM137 180H138V178H137ZM144 180V179H143ZM211 180V179H210ZM3 181H5V179L3 180ZM2 181V182H3ZM33 181V179L30 181V182H32ZM67 181H68V179L66 178V183H67ZM82 181V180H81ZM16 182V181H15ZM29 182V181H28ZM35 182H36V185H41L42 184V176L40 177V176H37L36 177V179H35ZM54 183H56V181H53ZM53 182H52V184H53ZM95 182V181H94ZM138 182V181H137ZM195 182H197V181H195ZM5 183V182H4ZM10 183V184H9ZM9 183H7L8 185H10L11 186V181L9 182ZM49 183V182H48ZM113 183V182H112ZM6 184V185H7ZM57 184H59V183H57ZM200 184V183H199ZM7 185V186H8ZM81 185V184H80ZM87 185H88V182H87ZM90 185V184H89ZM88 185V186H89ZM196 185V184H195ZM198 185V184H197ZM196 185V187H198ZM2 185H0V187H1ZM13 186V185H12ZM19 186V185H18ZM42 186V185H41ZM6 187V186H5ZM16 187V186H15ZM58 187H60V186H58ZM195 187V191H194V193L195 194H197L198 192H200V191H198V192H196V188ZM2 188H4V186H2ZM2 188H0V189H2ZM44 188V187H43ZM43 188H41V191L40 190H37L36 192H34V195H33V199L36 201V202H44V201H46V197H47V194L46 193H44V191L46 190V188H44L45 190L43 191V193H42V190H43ZM82 188V187H81ZM81 188H79V189H81ZM152 188V189H151ZM5 189V188H4ZM10 189V188H9ZM40 189V188H39ZM51 189V187L48 189L47 188V190L45 191V192H47V191H49ZM56 190V188H52V190ZM84 189V188H83ZM147 189H148V187H147ZM198 189H199V187H198ZM8 189L6 188V191H7ZM18 190V189H17ZM53 190V191H54ZM59 190V188L56 190V191H58ZM76 190H78V189H76ZM146 190V189H145ZM144 190V191H145ZM2 191H5V190H2ZM56 191H54V193L56 192ZM80 191H82V190H80ZM84 191V190H83ZM143 191V192H144ZM147 191V190H146ZM51 191H49V193L48 194H52V192L50 193ZM78 192H79V190H78ZM91 192V191H90ZM136 191H134V193H135ZM212 192V191H211ZM73 193V192H72ZM92 193V192H91ZM133 193V194H134ZM141 194V192H136V194ZM148 193V192H147ZM146 193V194H147ZM193 193V194H194ZM56 194H58L57 192L55 193V195ZM128 194V193H127ZM144 194V193H143ZM151 194V193H150ZM54 195V194H53ZM80 195V194H79ZM125 195V194H124ZM127 196V195H126ZM130 196V195H129ZM136 196V195H135ZM134 196V197H135ZM138 197H139V195H137ZM197 196V195H196ZM133 198V197H132ZM135 198H137V197H135ZM29 199V198H28ZM138 199V198H137ZM26 200V199H25ZM125 200V199H124ZM130 200V199H129ZM206 200V199H205ZM120 201V202H119ZM118 201V205H119V207H120V205H123L122 203H123V201L122 200H119ZM121 201H122V203H121ZM256 201V202H257ZM10 202H11V200H10ZM14 202H16L15 200H14ZM125 202V201H124ZM132 202V201H131ZM9 203V202H8ZM120 203V204H119ZM126 203H128V205H130L129 204V202L128 201H126ZM134 203V202H133ZM136 203V202H135ZM134 203V204H135ZM138 203V202H137ZM142 203V202H141ZM163 203H165V202H163ZM168 203V202H167ZM167 203H166V205H163V206H168L167 205ZM197 203V202H196ZM204 203V202H203ZM253 203H255V202H252V204ZM5 204V203H4ZM3 204V205H4ZM16 204H18V203H15V205ZM19 204H21V203H19ZM24 204V203H23ZM125 204V203H124ZM161 204H162V202H161ZM202 204V203H201ZM252 204H251V206H252ZM25 205V204H24ZM30 205H33V204H30ZM37 205V204H36ZM116 205H117V203H116ZM126 206H127V204H125ZM171 205V204H170ZM169 205V206H170ZM199 205V204H198ZM203 205V204H202ZM205 205H207V203L206 204H204V206ZM7 206H9V205H7ZM17 206V205H16ZM21 206V205H20ZM111 206V205H110ZM109 206V207H110ZM114 206V205H113ZM143 206V204L141 205V207ZM117 207L118 206H116L115 207V211L117 212ZM144 207V206H143ZM208 209L207 210H209L208 212H210V214L212 213L211 211H213V210H210L209 208H210V206L208 207V205L206 206ZM246 207V206H245ZM244 207V208H245ZM255 207V206H254ZM204 209H205V207H203ZM203 208L201 209V207H199V209H198V214H200L201 216H202V218H200L199 217V215H198V217L200 218V219H203V214L205 213V217L207 218V219H210V218H208V217H211L210 215H209V213H208V215H207V212H205V211H207L206 209L205 210H203ZM243 207L241 208H238V210H243L244 209ZM247 208H249V207H247ZM246 208V209H247ZM252 208H253V206H252ZM257 208V207H256ZM11 209V208H10ZM120 209H122V206L120 207ZM125 208H123V210L121 211V213H126V212H123V211H125L124 210ZM159 209V208H158ZM161 209V208H160ZM212 209V208H211ZM34 210V209H33ZM72 210V209H71ZM119 210V209H118ZM202 211L201 213H199V211ZM248 210V209H247ZM252 210V209H251ZM7 211V210H6ZM108 211V210H107ZM113 211V210H112ZM155 211V210H154ZM156 211H158V210H156ZM218 211V212H219ZM30 212V211H29ZM116 212H115V214H116ZM120 212V211H119ZM171 212V213H170ZM168 211L167 213L165 212V213H163L164 214V216H163V214H161L160 216L162 217L161 219H162V222H163V219L164 220H168L169 222H174V224H176V222L175 221H180L181 222V220H184V224L186 223V221L188 220V217H187V214H186V217H187V219H186V217L184 218V215H185V213H186V211L185 212H183L182 210H181V212L180 211ZM249 212V211H248ZM7 213H8V211H7ZM101 213V212H100ZM105 213V212H104ZM217 212H213L212 214H213V216H215V214H216ZM235 213H236V211H235ZM241 213H244V212H241ZM241 213L239 212V214H237V215H241ZM42 214V213H41ZM41 214H33V215H37V216H39V215H41ZM118 214V213H117ZM218 214L219 213H217L216 215L218 216ZM227 214V213H226ZM245 214V213H244ZM247 214V213H246ZM249 214V213H248ZM250 214H251V212H250ZM252 214H253V216H251V217H249V218H246V219H244L243 221L242 220H240V222L238 221V223L236 222V223H234V222H232V221H225V222H223V223H218V224H214L210 229H208V231H203V232H201L202 234L203 233H205L204 234V236H202L201 234H200V232H196L197 234H194L193 232H189V233H186L185 232V235L183 236L182 235V233H178L180 236L182 235V237L183 238H186V235H191V237H192V235H194L195 236V239H196V237L198 238V236L197 235H201V238H202V240L201 241H199L197 244L199 245V248H198V251H199V249L201 248V250L200 251H207L208 253H209V251L212 253V254H216L217 253V255H219L221 252H223V251H225V250H229V249H231L232 248V246H234V245H242V246H247V245H249V247H253V246H255V248H261V251H259V253H257V254H252V256H251V261L254 263V264H264V211H253L252 212ZM2 215V214H1ZM32 215V216H33ZM100 215V214H99ZM104 215V214H103ZM106 215V214H105ZM208 217H207V216ZM221 215V214H220ZM3 216V215H2ZM8 216H11V215H8ZM43 216H46V215H43ZM235 216V215H234ZM115 217V216H114ZM149 217H151V215L149 216ZM159 217V216H158ZM157 217V218H158ZM197 217V219L198 220H200L199 218ZM204 217V218H205ZM1 218V217H0ZM10 218V217H9ZM205 218V219H206ZM11 219V218H10ZM205 219L204 220H202V221H205ZM171 220V221H170ZM175 220V221H174ZM197 220V221H198ZM161 221V220H160ZM160 221H158V222H160ZM216 221V220H215ZM169 222H167L168 224H169ZM172 222V223H173ZM183 222V221H182ZM190 222V221H189ZM189 222H187L189 225L191 224H193V223H191V222H193V220H191V222L189 223ZM199 222V221H198ZM149 223H150V221H149ZM165 223H166V221H165ZM171 223V224H172ZM178 223V222H177ZM156 224V223H155ZM180 224V223H179ZM183 224V223H182ZM183 224V225H184ZM26 225V224H25ZM94 225V224H93ZM133 225V224H132ZM147 225L149 226V224H147L146 223V225L144 226V227H147ZM162 225H163V223H162ZM162 225H161V227H162ZM177 225V224H176ZM196 225H197V223H196ZM198 225H200L201 226V224H198ZM197 225V226H198ZM203 225H204V223H203ZM156 226V225H155ZM174 226V225H173ZM84 227V226H83ZM90 227V226H89ZM102 227V226H101ZM104 227V226H103ZM132 227V226H131ZM191 227V226H190ZM203 227V226H202ZM106 228V227H105ZM130 228V227H129ZM133 228V227H132ZM148 228V227H147ZM147 228H145V230L147 229ZM160 228V227H159ZM89 229V228H88ZM149 229V228H148ZM103 230H104V228H103ZM143 230H144V228H143ZM151 230V229H150ZM149 230V231H150ZM9 231V230H8ZM151 231H153V230H151ZM140 232H143V231H140ZM144 232H146V231H144ZM193 233V234H192ZM178 234H176L175 235V233H174V235H175V237H177V239L175 238H173V237H171L172 238V241H173V239H174V245L178 242H180V245L181 244H183V248L185 247V246H187V244L188 243H186V239H180L179 238V235ZM3 236V235H2ZM142 236H144V235H142ZM187 236V237H188ZM146 235L144 236V239L146 240ZM168 237H169V235H168ZM169 237V238H170ZM191 237H188V239L187 240H189L188 242H190V244H196V241L194 242L192 239L193 238H191ZM1 238V237H0ZM71 237H69V239H70ZM83 238V237H82ZM85 238V237H84ZM83 238V239H84ZM139 238H141V237H139ZM143 238V237H142ZM141 238V240H143ZM152 238H154V237H152ZM151 238V239H152ZM191 240H190V239ZM199 238H200V236H199ZM14 239V238H13ZM126 239V238H125ZM132 239V238H131ZM150 239V238H149ZM148 239V240H149ZM156 239H158V238H155L154 240H156ZM168 239V238H167ZM180 239V241H176V240H179ZM3 240H4V236H3V239H2V243L4 244V242H3ZM6 241L7 240H10V239H5ZM118 240V239H117ZM117 240H114V241H117ZM126 240H128V239H126ZM138 239L136 238V239H134V243L136 244L137 243V245L135 246V244L134 243H131V244H129L128 245V247L127 246H125V244H124V242L122 243L123 245H122V247L119 249H116L115 251H114V249H113V251H111L110 249L111 248H113V246H109V247H111V248H108L107 247V249H109V252L111 251L112 252V254L113 253H116V257H119L120 255H119V253L120 252H123V254H125V255H131V253H129V252H131L132 251V255H134V253H135V255H137L136 253H139V254H141L140 252H138V251H140L141 249H143V247H144V245H146V244H141V246H139V242H140V240L139 241H137ZM159 240V239H158ZM171 240V239H170ZM184 240V242H185V246H184V242L183 243H181V241H183ZM25 241V240H24ZM111 241H113L112 239H111ZM113 241V242H114ZM120 241L121 240H118V243H120ZM135 241H137V242H135ZM162 241V240H161ZM171 241V242H172ZM176 241V242H175ZM0 242H1V239H0ZM8 242V241H7ZM103 242H105V239L103 240ZM107 242V241H106ZM110 242V241H109ZM127 242V241H126ZM146 242V241H145ZM154 242V241H153ZM117 243V242H116ZM130 243V242H129ZM152 243V242H151ZM153 244V243H152ZM9 246H10V244H8ZM8 245H4V246H6V247H8ZM71 245V244H70ZM77 246H78V244H76ZM75 245V246H76ZM148 245H150V244H148ZM159 245V244H158ZM163 245V244H162ZM165 245V244H164ZM197 245V246H198ZM3 245H1L0 247L2 248V247H4ZM74 246V247H75ZM76 246V247H77ZM125 246V248H123ZM131 246H133V248L131 247ZM137 246H139L141 249L139 250L138 249V251H136L135 252V249L137 250ZM155 246H157V244L155 245ZM171 246V245H170ZM177 246V245H176ZM189 246V245H188ZM192 247H190V250H191V248H193L194 247V245H191ZM5 247V248H6ZM71 247H73L72 245H71ZM80 247V246H79ZM136 247V248H135ZM145 247H147V245L145 246ZM165 247V246H164ZM167 247L168 246H166V252L169 254V250H167ZM4 248V249H5ZM128 248V249H127ZM170 248V247H169ZM172 248V247H171ZM176 248V247H175ZM175 248H172V249H175ZM187 248V247H186ZM244 248H247L248 249V247H244ZM22 249V248H21ZM63 249V248H62ZM62 249L61 250H58L59 252L60 251H62ZM144 249H146V248H144ZM177 249V248H176ZM253 249V248H252ZM179 250V249H178ZM241 250H243V249H241ZM126 251L128 252V254L126 253ZM142 251V250H141ZM175 251V250H174ZM174 251H172V253L174 254ZM187 251V250H186ZM198 251H197V257H199L198 256ZM109 252L106 250V247L105 246H103V245H101V246H95V245H93V246H90V247H88V248H86V249H84V250H80L79 251V253L78 254H76L75 256H71L72 257V259L67 263V264H78V263H83V262H85L87 259L88 260H90V258H93V260L91 259L90 261L92 262H94V259H98V258H100V257H108L109 259L110 258H112V256L109 254ZM117 252H118V254H117ZM176 252V251H175ZM178 252V251H177ZM203 252V253H204ZM220 252V253H219ZM56 253H58V252H54V254H56ZM155 253V252H154ZM161 254L163 253V255H165L164 254V251H161L160 252ZM171 253V254H172ZM201 253L202 252H200V257H202L201 256ZM219 253V254H218ZM7 254V253H6ZM5 254V255H6ZM13 254V253H12ZM59 254V253H58ZM57 254V255H58ZM110 256H109V255ZM138 254V255H139ZM173 254H172V257H173ZM178 254H179V252H178ZM188 254V253H187ZM187 254H185L184 256H186ZM207 254V253H206ZM232 254V253H231ZM242 254V253H241ZM245 254V253H244ZM107 255V256H106ZM117 255H119V256H117ZM131 255V256H132ZM135 255L134 256H132V257H135ZM137 255V256H138ZM154 255V254H153ZM153 255H152V257H153ZM161 256V257H159L160 258V261L161 262H163V263H165L166 262V259H165V256ZM188 255H190V254H188ZM203 255V254H202ZM204 255H205V253H204ZM217 255H215V256H217ZM233 255V254H232ZM151 256V255H150ZM149 256V257H150ZM156 256V255H155ZM154 256V257H155ZM183 256V257H184ZM206 256H208V254L206 255ZM209 256H211V254L209 255ZM229 256V255H228ZM86 257H88L87 259H86ZM90 257V258H89ZM94 257H96V258H94ZM115 257V258H116ZM127 257V256H126ZM175 257V256H174ZM178 256H176V258H177ZM183 257H181V258H183ZM196 257V256H195ZM196 257V258H197ZM233 257V256H232ZM247 257H249V256H247ZM85 258V259H84ZM108 258H105V260H107ZM114 258V257H113ZM158 258V257H157ZM156 258V259H157ZM158 258V259H159ZM176 258H173V259H175V260H177ZM189 258V256L187 257V259ZM193 258V257H192ZM196 258H194V259H196ZM84 259V260H83ZM101 259V258H100ZM162 259V260H161ZM227 259V258H226ZM225 258H224V260L225 261H228V264H236V262L235 261H232L231 259H228V260H226ZM50 260V259H49ZM82 260H83V262H82ZM111 260V259H110ZM146 260H147V258H146ZM155 260V259H154ZM154 260H153V262H154ZM168 260V259H167ZM180 260V261H179ZM179 260L177 261V262H180L181 264L183 263V262H181L182 261V259H180L179 258ZM186 260V257H184V261ZM197 260V259H196ZM222 261H223V259H221ZM79 261V262H78ZM81 261V262H80ZM145 261V260H144ZM143 261V262H144ZM150 261V260H149ZM148 261V262H149ZM186 261H189V260H186ZM193 261V260H192ZM86 262H89V261H86ZM92 262V263H93ZM99 262V261H98ZM98 262H96V264H98ZM102 262V261H101ZM168 262V261H167ZM166 262V263H167ZM90 263V262H89ZM91 263V264H92ZM95 263V262H94ZM162 263V264H163ZM179 263V264H180ZM0 264H3L2 262H1V259H0ZM48 264H50V263H48ZM53 264V263H52ZM57 264V263H56ZM84 264V263H83ZM86 264H88V263H86ZM134 264V263H133ZM138 264V263H137ZM139 264H141V263H139ZM145 264V263H144ZM147 264H150V262L149 263H147ZM186 264V263H185ZM225 264V263H224ZM227 264V263H226ZM238 264H245V263H243V262H240V263H238ZM247 264V263H246Z\"/></svg>", "mask_w": 264, "mask_h": 264}]
</instances>
